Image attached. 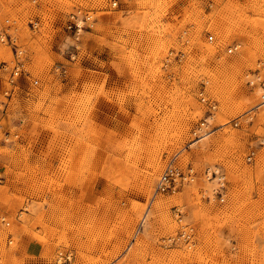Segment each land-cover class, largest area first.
<instances>
[{
	"label": "rangeland",
	"instance_id": "obj_1",
	"mask_svg": "<svg viewBox=\"0 0 264 264\" xmlns=\"http://www.w3.org/2000/svg\"><path fill=\"white\" fill-rule=\"evenodd\" d=\"M111 1L0 0V264H264V0Z\"/></svg>",
	"mask_w": 264,
	"mask_h": 264
},
{
	"label": "built area",
	"instance_id": "obj_2",
	"mask_svg": "<svg viewBox=\"0 0 264 264\" xmlns=\"http://www.w3.org/2000/svg\"><path fill=\"white\" fill-rule=\"evenodd\" d=\"M209 2L212 3L211 0ZM118 5L117 0L111 1V6L114 8ZM87 23V20H83V18H80L78 14H71L70 20L67 24V30L70 31L73 34L74 41L78 42L80 39V36L82 33L86 30L85 24ZM33 23V28L36 26ZM0 42L8 45L13 53V59L9 63H3L2 69L7 74L8 77V83L12 86L17 85V82L19 78L26 72V53L25 50L22 48L21 45H19L17 38L5 31H0ZM237 47H231L228 49V53H233V51L237 50ZM74 58L75 56H71ZM60 72H63V74H66V69L64 67L59 68ZM264 83V81H263ZM264 88V84H263ZM200 99L202 102L208 104V100L206 98L204 90H201L199 93ZM212 104V102H210ZM212 109H214L215 105L210 106ZM206 122L201 123V126L198 127L195 131V135H198V139L203 138L206 133L203 132L202 127L205 125ZM254 153H251L248 157V161L252 160V156ZM204 175L206 176L208 181H216L215 189L213 190V196L214 199L219 200L220 202H223L225 200L226 196V177L219 169L211 170L207 169L204 172ZM197 178V172L195 169L191 166H188L185 170L180 169L176 166L169 165L166 170L161 175L158 183H157V193L158 194H175L178 192V190L186 185L194 182V180ZM208 200H210V196H206ZM177 212V215L179 214V209H175ZM2 221L5 222V220L2 219ZM8 225V223H6ZM193 234H190L188 232H182L178 235L177 238H170L169 240L171 243H176L182 239L183 242L186 244H192ZM62 259H64L65 262L71 261V255H65L61 256Z\"/></svg>",
	"mask_w": 264,
	"mask_h": 264
},
{
	"label": "crops",
	"instance_id": "obj_3",
	"mask_svg": "<svg viewBox=\"0 0 264 264\" xmlns=\"http://www.w3.org/2000/svg\"><path fill=\"white\" fill-rule=\"evenodd\" d=\"M39 251H34L33 254L34 255H38Z\"/></svg>",
	"mask_w": 264,
	"mask_h": 264
},
{
	"label": "bare ground",
	"instance_id": "obj_4",
	"mask_svg": "<svg viewBox=\"0 0 264 264\" xmlns=\"http://www.w3.org/2000/svg\"><path fill=\"white\" fill-rule=\"evenodd\" d=\"M236 51V50H235ZM234 52V51H233ZM160 206H158L157 204H156V206H155V208H159ZM156 211V210H155ZM158 211V210H157Z\"/></svg>",
	"mask_w": 264,
	"mask_h": 264
}]
</instances>
